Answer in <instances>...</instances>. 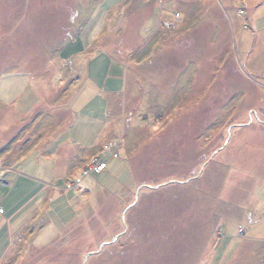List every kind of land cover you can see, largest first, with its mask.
Listing matches in <instances>:
<instances>
[{"label": "rangeland", "instance_id": "1", "mask_svg": "<svg viewBox=\"0 0 264 264\" xmlns=\"http://www.w3.org/2000/svg\"><path fill=\"white\" fill-rule=\"evenodd\" d=\"M126 2L118 7L141 9L135 13L147 24L139 32L116 29L118 46L85 31L87 56H101L90 74L37 75L65 85L42 94L38 116L1 135L0 253L13 240L28 264H84L85 250L61 247L63 228L84 212L90 220L81 228L92 230L83 235L86 256L92 253L86 264H264V0H170L152 17L158 0ZM34 4L42 7L30 13L51 56L93 7L92 0ZM9 13L17 21L23 10ZM112 59L125 69L110 67ZM62 100L73 123L37 162L27 133L50 134L48 141L59 135L70 120ZM1 104L0 118L7 111ZM98 157L110 169L81 183ZM59 163L64 176L57 177ZM106 189L118 195L104 200ZM93 194L107 201L96 217ZM133 195L137 206L121 216L124 232L106 242L121 231L117 214Z\"/></svg>", "mask_w": 264, "mask_h": 264}, {"label": "crops", "instance_id": "2", "mask_svg": "<svg viewBox=\"0 0 264 264\" xmlns=\"http://www.w3.org/2000/svg\"><path fill=\"white\" fill-rule=\"evenodd\" d=\"M127 1V2H126ZM130 0H123V2L128 3ZM170 0H158L156 4L151 8L152 11L149 14L155 15L154 12H158L160 9L162 11L163 5H165ZM106 0H92L93 7L91 13L87 14V17L83 18L80 22V29L76 34H71L69 38H66L63 46L57 50V54L51 56L48 53L47 48L43 45L39 32L35 28V18L30 13L41 12L42 7L40 4L31 7V0H0V91L1 92H17L16 95H11L13 97H0V104L2 107H5L6 114L0 118V139L2 134H6L7 131L13 127V125L21 124L25 119L30 117H36L40 113L41 107L43 106L46 100L42 99V94H49L54 91L53 89L58 88L57 86L65 84L63 80H59L58 83L55 80H42L38 79L42 73L46 74H57L67 72L66 74L71 75H80L85 76L89 75L91 72V65L96 56L92 58L87 56V51L89 47H83V38L85 31H87L89 38H101L103 42L111 46L112 43H116V39L112 38L111 34L115 35L116 29L120 30L127 27L137 28L136 32H139L138 28L144 27L147 24V17H143L142 14L135 12H140L141 9L129 10L130 4L128 6L118 7V4L122 3V0H119L117 4L110 6L109 8L105 7ZM118 8V9H117ZM69 8H66L68 10ZM73 9V8H71ZM87 9V8H86ZM117 9L116 11H114ZM23 10L21 18L19 20L13 21L12 14L9 12ZM73 11V10H70ZM104 11V12H103ZM103 12V14H101ZM149 15V16H150ZM139 19L137 17H140ZM80 17V16H79ZM68 20H76L73 16H69ZM163 16L160 12L159 24L157 26L158 33L163 26ZM42 21V20H41ZM71 21V22H72ZM16 24L15 27H11V23ZM133 22H135L133 24ZM40 28L43 26L41 23ZM24 27V28H23ZM91 28H95L91 32ZM111 37V38H110ZM108 38L109 41H105ZM140 38V37H138ZM125 39V38H124ZM123 39V40H124ZM115 40V41H114ZM128 40V39H127ZM134 39L133 42L130 41V44L127 49L130 51L136 45L137 41ZM74 44H76L74 46ZM124 41L120 42L121 47L123 46ZM119 44H117L118 46ZM57 60H62L61 63H57ZM107 59L104 57L103 64L106 66ZM67 65L70 66V72L68 71ZM108 65L110 67H116L120 70L125 69L124 63H118L116 59H112ZM103 66V67H104ZM98 68L94 69L97 70ZM81 80H84L83 77ZM81 84H83L82 81ZM67 86V90H68ZM46 92V93H45ZM62 99V98H60ZM60 102V101H59ZM63 100L60 102V107H65V112L70 113L69 123L64 127L59 135L53 137L50 143L47 140L50 134L42 135V132L33 131L34 133H27L30 138H33V143L27 148L29 152L32 150L38 155L37 162L41 163V153L42 149L45 150L47 154L51 148L55 146L59 138L63 133L67 131V127L72 125L74 120V111L68 105H62ZM3 109V110H5ZM63 117V116H62ZM30 129L29 131H31ZM38 140V141H37ZM4 141V140H3ZM2 142V141H1ZM44 143V145H43ZM49 144L48 146L45 145ZM32 148L30 149V147ZM60 147V146H59ZM72 148V147H71ZM31 150V151H30ZM56 151V150H55ZM54 151V152H55ZM65 147L62 151L64 153ZM5 152V150L0 151V153ZM33 153V152H32ZM31 153V154H32ZM33 153V155H34ZM54 157L52 152L50 153ZM35 159H32L31 163H34ZM118 165L120 164L119 161ZM30 163V164H31ZM29 164V165H30ZM61 167V170L57 175L64 176V169L62 164H58ZM1 168V166H0ZM7 167L3 166L1 169H6ZM107 168L110 169L109 163L107 162ZM83 180L81 181V183ZM57 198L56 195L52 198V201ZM54 202V201H53ZM0 264H4L10 261L15 260L17 264L25 257L22 256V252L19 251V247L13 246V240H9L0 253ZM19 262V263H18Z\"/></svg>", "mask_w": 264, "mask_h": 264}, {"label": "trees", "instance_id": "3", "mask_svg": "<svg viewBox=\"0 0 264 264\" xmlns=\"http://www.w3.org/2000/svg\"><path fill=\"white\" fill-rule=\"evenodd\" d=\"M107 151H108V149H107ZM110 152H111V150H110ZM104 153H106V151H104ZM111 155H113L112 152H111ZM98 158H100L102 161H104L105 162V165L107 166V162L108 161L106 162V160H107L106 158H101V157H98ZM106 169L108 170V168H106ZM94 173L98 174V172H93V173H91V174H89L87 176H83L82 180H84V177L88 178L89 176L93 175ZM99 173H104V172L102 171V172H99ZM106 190H107V194L105 193V197H104L105 199L104 200L107 199L106 197H108V199H111L112 197L114 198L116 195H118L117 190H113V191L108 190V189H106ZM86 191H88V190L86 189ZM149 191H151V189H148V192ZM93 195H94L93 196V202L97 203L96 204L97 207L95 208V213H93V215L91 217H93V216L96 217L97 216L96 213L98 212V209H101L107 201H105V202L104 201H101L99 203L100 200H99V197L96 196L97 194H93ZM134 199H135V195H133V197L131 198V201L129 203H126V205H125L126 206V209L124 211H122V213L117 214L118 217H119V219H120V226H121L120 229H121V231L117 232L113 236H109L108 237L109 240H106V242H109L110 240H112V238H114L115 236L120 235V234H122L124 232L125 226H124V224H123V222L121 220V216H122V214L123 215L125 214V219H126V217L129 215V213L132 211V209L137 206V204H132L134 202ZM0 212H2L1 209H0ZM89 220H90V218H87L86 215L84 214V212H82V216L79 217V222L77 224L73 225V221L70 220L66 224L67 225L66 230H65V228H63V230L66 231L65 234H68V236H67V238L65 240V243H63L61 247H66L64 249H66L67 251L68 250L69 251L70 250H74V253L77 252V251L85 250L84 251V257H83V259H85L86 254L88 253V250L84 247V245L86 244V241H85V238L86 237L83 240V235L84 236H91V231L92 230H91V228H90L91 231L89 229H87V228H85L83 230L81 227L82 226H86L88 224ZM126 225H127V223H126ZM79 229L82 230V231L79 232ZM63 230H61V231H63ZM64 231L61 232V234L59 235L60 240L61 239H64ZM76 231H78L77 234H74V232H76ZM59 237H58V240H59ZM102 242L104 243L105 241L103 240ZM82 244H84V245L82 246ZM49 246H52V245L49 244ZM49 246H48V248H49ZM30 249L31 248L29 247L28 250H27V254L29 253ZM97 249L98 248H96V250ZM63 253H64V251H63ZM26 256H28V255H26ZM63 257H64L65 260H67V252L63 254ZM76 257H78V256H76ZM6 264H9V262H7ZM19 264H28V263H27L26 259L24 258V260H21Z\"/></svg>", "mask_w": 264, "mask_h": 264}, {"label": "built area", "instance_id": "4", "mask_svg": "<svg viewBox=\"0 0 264 264\" xmlns=\"http://www.w3.org/2000/svg\"><path fill=\"white\" fill-rule=\"evenodd\" d=\"M179 16H180V14L177 13V14H176V17L178 18ZM93 161H94V162H92V166L89 167L88 170L86 169V171L83 173L84 176H85V175H88V172H89V171H92V173H93V172H98V173H99V172L104 171V169H105V167H106L104 161H102L100 158L94 159Z\"/></svg>", "mask_w": 264, "mask_h": 264}, {"label": "water", "instance_id": "5", "mask_svg": "<svg viewBox=\"0 0 264 264\" xmlns=\"http://www.w3.org/2000/svg\"><path fill=\"white\" fill-rule=\"evenodd\" d=\"M136 198H137V196H136ZM136 203V202H135ZM134 203V204H135ZM125 217V214H124V216H123V218ZM116 240V239H115ZM114 240V241H115ZM104 246V245H103ZM103 246L101 247V249L100 250H102L103 249ZM100 252V251H99ZM96 253H98V252H96ZM92 255V253H89L87 256H86V258H85V262H84V264H86L87 263V261H88V259H89V257Z\"/></svg>", "mask_w": 264, "mask_h": 264}]
</instances>
